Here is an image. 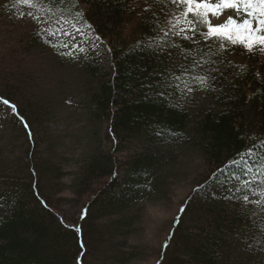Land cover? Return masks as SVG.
Segmentation results:
<instances>
[{"label":"trees","instance_id":"obj_1","mask_svg":"<svg viewBox=\"0 0 264 264\" xmlns=\"http://www.w3.org/2000/svg\"><path fill=\"white\" fill-rule=\"evenodd\" d=\"M79 8L95 30L93 35L109 46L111 70L100 73L93 58L73 52L71 56L59 53L60 62L82 72L92 121L107 126L117 151L134 142L144 150L124 162L104 153L89 159L78 185L79 193L89 198L82 201L74 224L51 204L46 187L52 173L48 163L27 160L22 180L0 175V264H87L91 254L113 264H130L136 254L122 242H127L136 225V212L163 193L162 174L172 163L171 155L180 150L197 152L206 173L173 219L157 264H264V251L255 246L249 249V237L242 235L251 227L245 216L255 206L224 199L226 189L237 184L234 177L244 178L242 168L232 166L233 159L254 141L259 143L257 138H264V54L250 56L239 47L220 51L214 44L209 49L199 37L193 42L175 38L182 50L195 48L193 56L208 50L227 62L224 75L212 88L201 90L208 103L198 108L189 101L194 91L170 94L157 84L161 73L175 76L186 63L176 50L166 54L174 37H165L167 45L160 48L139 46L149 24L158 20L159 27L167 29L168 20L180 9L163 0L159 4L154 0H79ZM25 10L30 9L16 0L0 3V11L7 15ZM44 40L57 42L41 31L30 36L28 46L70 51L69 47L53 48ZM241 68L245 71L240 72ZM1 95L16 106L19 122L22 118L28 124V129L23 128L26 135L49 115L46 106L22 109L15 95ZM117 237L121 240L113 246Z\"/></svg>","mask_w":264,"mask_h":264},{"label":"rangeland","instance_id":"obj_2","mask_svg":"<svg viewBox=\"0 0 264 264\" xmlns=\"http://www.w3.org/2000/svg\"><path fill=\"white\" fill-rule=\"evenodd\" d=\"M27 11L11 15L0 11V93L4 97L15 95L21 108L33 110L46 106L49 115L43 119L42 126L32 128L30 139L17 119L19 116L11 115V110L0 104V175L22 180L28 161L48 163L52 173L47 176L46 187L51 204L66 221L74 224L82 201L89 198L88 194L78 191L81 170L89 159L104 153L124 162L136 152L141 153L144 147L134 142L122 152L117 151L119 147L110 140L107 126L92 121L83 93L82 72L77 67H69L66 61L60 62V52L28 46L30 36L41 32L45 25H37L27 16L21 18V13ZM228 15L226 12L213 23H222ZM67 42L71 52L80 54L71 47L76 40L68 38ZM97 43L100 48L95 50L91 40L83 43L88 51L82 55L93 58L100 73L109 72L112 65L109 46L101 38ZM189 101L198 108L208 103L199 89L190 94ZM171 156L172 163L162 174L163 193L136 212V225L127 236V242H122L127 251L136 254V260L130 264H157L173 219L206 173L201 156L193 150L176 151ZM120 240L117 237L111 243L116 246ZM106 245L109 250L110 243ZM87 264L113 262L91 254Z\"/></svg>","mask_w":264,"mask_h":264},{"label":"snow or ice","instance_id":"obj_3","mask_svg":"<svg viewBox=\"0 0 264 264\" xmlns=\"http://www.w3.org/2000/svg\"><path fill=\"white\" fill-rule=\"evenodd\" d=\"M16 2L30 9L22 12L21 18L27 16L37 25H45L41 31L55 38L57 42L44 40V43L51 44L53 48H68L70 45L67 38L77 41L71 47L80 54L88 51L82 45L89 40L94 50L100 48V44L97 43L100 38L98 35H93L95 30L87 22L83 10L79 8V0H16ZM154 2L159 4L161 0ZM163 3L175 5L180 9L179 14L173 15V18L168 20L167 29L160 28L158 20L149 24V33L143 44L139 46L150 49L160 48L161 45H167L165 37L170 35L174 37L166 54L171 56L172 51L176 50L186 63L178 68L177 75L161 73L158 77V86L168 93L210 90L212 83L217 82L224 75L227 64L226 61L219 59L218 52L200 50L193 56L191 53L196 52V49L182 50L181 44L175 42V38L193 42L199 37L209 49L214 44L220 51L239 47L250 56L264 54V0H163ZM144 11L148 12L149 9L145 8ZM226 12L232 14L222 23H213V20L219 21ZM155 15L156 13H153V16ZM37 35L39 36L40 32ZM158 36L159 40H157ZM60 54L71 56L72 52H60ZM239 71L243 72L245 69L241 68ZM0 104L10 109L11 115H19L16 106L9 101L0 100ZM21 123L25 129L29 128L22 118ZM28 136L31 139L30 131ZM257 139L259 143L254 141L246 151L239 153L233 159L232 166L241 167L244 178L234 177L237 184L226 189L228 194L224 199L255 206V211L245 216L251 227L242 235L249 237L246 241L249 249L255 246L260 251H264V138ZM75 231L79 232L80 229L77 227ZM80 246L83 250L84 245L81 243ZM167 247L166 243L164 248Z\"/></svg>","mask_w":264,"mask_h":264}]
</instances>
